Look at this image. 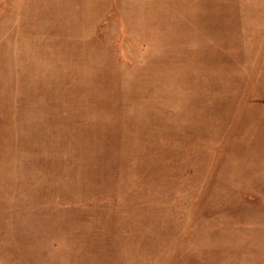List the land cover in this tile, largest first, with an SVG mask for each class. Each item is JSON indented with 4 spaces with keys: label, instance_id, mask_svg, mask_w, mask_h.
Returning <instances> with one entry per match:
<instances>
[{
    "label": "rangeland",
    "instance_id": "rangeland-1",
    "mask_svg": "<svg viewBox=\"0 0 264 264\" xmlns=\"http://www.w3.org/2000/svg\"><path fill=\"white\" fill-rule=\"evenodd\" d=\"M0 264H264V0H0Z\"/></svg>",
    "mask_w": 264,
    "mask_h": 264
}]
</instances>
